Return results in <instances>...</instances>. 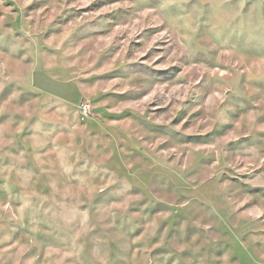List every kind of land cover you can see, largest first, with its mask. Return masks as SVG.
<instances>
[{"label": "rangeland", "instance_id": "obj_1", "mask_svg": "<svg viewBox=\"0 0 264 264\" xmlns=\"http://www.w3.org/2000/svg\"><path fill=\"white\" fill-rule=\"evenodd\" d=\"M0 264H264V0H0Z\"/></svg>", "mask_w": 264, "mask_h": 264}, {"label": "built area", "instance_id": "obj_2", "mask_svg": "<svg viewBox=\"0 0 264 264\" xmlns=\"http://www.w3.org/2000/svg\"><path fill=\"white\" fill-rule=\"evenodd\" d=\"M80 112L83 116L90 118L95 115L96 107L90 100L83 99L79 104Z\"/></svg>", "mask_w": 264, "mask_h": 264}]
</instances>
